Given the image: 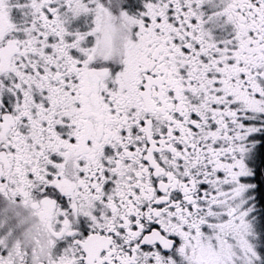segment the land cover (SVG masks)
Listing matches in <instances>:
<instances>
[{
	"label": "snow or ice",
	"instance_id": "obj_1",
	"mask_svg": "<svg viewBox=\"0 0 264 264\" xmlns=\"http://www.w3.org/2000/svg\"><path fill=\"white\" fill-rule=\"evenodd\" d=\"M0 264H264V0H0Z\"/></svg>",
	"mask_w": 264,
	"mask_h": 264
}]
</instances>
